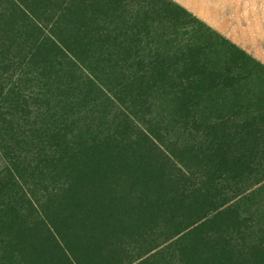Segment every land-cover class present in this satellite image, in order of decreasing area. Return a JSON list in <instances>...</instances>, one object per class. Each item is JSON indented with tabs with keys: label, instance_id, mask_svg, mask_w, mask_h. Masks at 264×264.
<instances>
[{
	"label": "rangeland",
	"instance_id": "obj_1",
	"mask_svg": "<svg viewBox=\"0 0 264 264\" xmlns=\"http://www.w3.org/2000/svg\"><path fill=\"white\" fill-rule=\"evenodd\" d=\"M250 24L221 34L171 0H0V264H264ZM120 114L166 167L119 152Z\"/></svg>",
	"mask_w": 264,
	"mask_h": 264
},
{
	"label": "crops",
	"instance_id": "obj_2",
	"mask_svg": "<svg viewBox=\"0 0 264 264\" xmlns=\"http://www.w3.org/2000/svg\"><path fill=\"white\" fill-rule=\"evenodd\" d=\"M221 34L250 32V20L264 19V0H171ZM234 28V29H233Z\"/></svg>",
	"mask_w": 264,
	"mask_h": 264
},
{
	"label": "trees",
	"instance_id": "obj_3",
	"mask_svg": "<svg viewBox=\"0 0 264 264\" xmlns=\"http://www.w3.org/2000/svg\"><path fill=\"white\" fill-rule=\"evenodd\" d=\"M175 5L177 7H179L180 9L184 10L183 8L178 6L177 4H175ZM184 11H186V10H184ZM239 58H241V57H239ZM65 65L67 67V70H69L72 66L74 67L76 64H74V62H72V61H65ZM70 65H72V66H70ZM252 71H254L257 74L254 78H259L260 79V83H264V74L261 73L260 71L256 72L253 69H252ZM13 101H14V97H12L11 95L8 94V96L6 97V102L10 104ZM14 109L16 110L17 107H14ZM7 116H9V114ZM120 116H121V120H124L122 122L123 125L122 126L120 125L119 132L115 133V135H116V137H121V139L115 138V141H113V143H115L117 146H120V150H122V151H119V152L123 153V154H128L127 151L125 150V146L129 147V145H136L146 154V156L152 155L153 157H156L154 159L158 160L164 167H166V162H165L166 157H164L162 154H161V156H163V157H161L160 155L156 156V153L160 154V152H158V149L154 146L153 142L146 135L141 133V136L139 137V139H137L136 141H132L131 140V134L127 132L130 129V127L129 126H125L126 122H128L127 117L124 116V114H120ZM198 120L197 121L199 123H202L204 119L200 118ZM1 121H3V119H1ZM194 127H202L203 129H207L209 132H212V130H213L212 127L204 126V125H197V126L194 125ZM202 132L203 133H207L205 130H202ZM110 138L111 137H110V135H108V132H105L103 134L100 133L94 139L85 141L83 143L84 145L82 146V149H85V150H88L90 152H93L94 150H97L99 147H102L105 144L112 143V142L109 141ZM157 170L158 169H155L154 171H157ZM214 220H215V217H212L207 222L208 223H213ZM204 225H205V221L202 222V223H199L194 228V233H195L194 235L196 236L197 239H199V243L203 242V240H204L203 236H204L205 233L202 231V229H198V228L199 227H203ZM205 243L207 244L206 241H205Z\"/></svg>",
	"mask_w": 264,
	"mask_h": 264
}]
</instances>
